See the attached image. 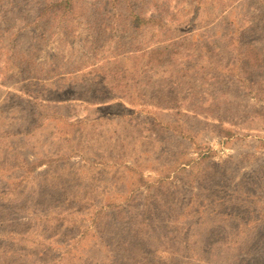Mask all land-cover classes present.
Returning <instances> with one entry per match:
<instances>
[{"label":"rangeland","instance_id":"1","mask_svg":"<svg viewBox=\"0 0 264 264\" xmlns=\"http://www.w3.org/2000/svg\"><path fill=\"white\" fill-rule=\"evenodd\" d=\"M55 1L0 2V264H264V69L243 81L239 48L252 44L264 55V0H131L143 12L168 5L185 40L158 74L140 58L138 68L123 62L134 105H122L113 87L120 75L92 74L83 91L72 72L120 62L116 42L172 51L174 41L152 43L154 31L144 28L133 39L131 19L117 32L104 20L111 0H84L89 22L81 5L68 17L58 8L42 17ZM98 20L107 33L99 49L91 30ZM151 92L175 103L148 107ZM107 110L115 117L103 127L107 138L87 141L90 127L66 126ZM158 119L184 122L188 138ZM116 150L123 165L94 163ZM41 158L55 159L28 168ZM142 174L151 188L135 195Z\"/></svg>","mask_w":264,"mask_h":264},{"label":"trees","instance_id":"2","mask_svg":"<svg viewBox=\"0 0 264 264\" xmlns=\"http://www.w3.org/2000/svg\"><path fill=\"white\" fill-rule=\"evenodd\" d=\"M2 0H0L1 2ZM79 2H81L79 4ZM84 0H58L55 2L50 3L49 5H52L51 9L50 8H45L42 12V17L46 16L48 14V12L50 10H52L53 8H58L62 11L63 15L65 17H68V15H70L71 12H77V10L79 9L80 5H81V16L83 15V18L86 16L90 21V14L89 13V8L87 7V5L83 4ZM128 5V8L133 5L134 8L133 9H129L128 10V16L124 17V13L122 11L123 8H126V6ZM111 8L113 10L114 13H109L107 12L104 16V20L105 19H110L112 23H110V25H117V32L120 31V21L121 20H126V19H131L132 23H131V32H133L131 34V37L133 39H137V32L143 30V28L145 30L148 31H154V34L151 36V38H153V40L151 41L152 43H158L161 41H174V45L175 48L172 51H169L166 48L163 47H154V49H147L146 48V44L142 45V43L140 41L135 42L132 41L130 43V45L125 48L126 46L124 44H121V42H116V51H121L123 50V54H122V58L121 61L118 63H112L110 61L104 60L103 62L100 63H95V64H91L86 66V68L83 70L81 69H77L78 72L83 71L81 73V75H77L76 72H72L74 74H71L72 78L74 79V83H78L83 81V83H81V90L85 91L86 87L84 84L85 82L89 83L90 81V76H92V74H94L93 79H101L103 76H107L106 78L108 80L109 77L113 80L112 77V73L114 72L115 75H120L121 77L117 76V84H114L113 87L119 89L123 95L121 96L123 101H122V105H125L124 103L126 102L129 105H134L137 101V90H135V92L133 94H129L128 91H130V88H133V84H130L128 81L125 83L123 78V75H121V71L120 68L123 66V62L128 60L130 61L131 58L133 59V66H136V68H138L140 65V62L142 64V61L144 60V65L146 66L144 69L148 70V71H156L160 69V67L165 66L168 62H170L177 53L182 52L181 47H185V44H181L183 43L182 40L183 36H177L178 34H180L179 30L175 27V25L173 24L175 22V14L171 12L170 7L164 6L162 7L161 4L157 3L156 6H154L152 9H149L148 11L144 12L142 10H139V7L136 6V4L131 1V0H111ZM98 15V14H95ZM124 17V18H123ZM255 18H253L254 20ZM86 20V18H85ZM87 21V20H86ZM90 24V23H89ZM104 21L102 20H98L97 23H92L91 25V30L94 31V46L99 49V47L97 46L98 44V38L101 40H105L106 37H104L106 33V30L102 29L104 26ZM253 24H250V26H252ZM136 29V30H135ZM134 30V31H133ZM122 31V30H121ZM237 34H239V40L240 42H242V37L241 35L243 34V32L241 31L240 28H238L237 30ZM248 33L251 32V28L246 30ZM229 37L231 38V40L229 41V47H233L234 44L233 42H235V35H229ZM178 38V41H176L175 39ZM191 40V39H190ZM152 45V44H151ZM242 45V46H241ZM239 48H241L240 51V56L243 58L244 62L241 65V73H242V80L243 81H251V74H254L255 72H260L261 70L264 69V55L261 52V50L259 48H257L256 46L252 45V44H247V43H240ZM101 49V48H100ZM128 49V50H127ZM186 50L184 51H189L190 47L188 46V48H184ZM127 51V52H126ZM117 56L114 57H119V55L121 53L116 52ZM140 62H136V60H138ZM89 69V70H88ZM108 69H110L111 73L109 74ZM87 70V71H85ZM122 70V69H121ZM129 70V69H127ZM126 70V71H127ZM124 71V70H123ZM126 73V72H125ZM158 74V73H157ZM129 75L131 76V81L134 80V78H136L137 74L136 73H130ZM154 76H156L154 73L151 74V77L153 78ZM151 80H149L148 85H152L154 82ZM41 78L39 79V81L37 80V82H40ZM104 81V80H103ZM110 82L105 80L104 82V86L102 88L103 89H107L108 85ZM132 83V82H131ZM96 85H99L98 83ZM252 85V84H251ZM254 85V84H253ZM87 86V85H86ZM124 87V88H123ZM90 91V90H89ZM89 91H86L87 93H89ZM97 92V91H96ZM75 95H77L76 93H74ZM93 94V93H91ZM74 95H71L70 98H66L65 101H74L75 98H73ZM95 98V95H93ZM136 98V99H135ZM168 98V99H167ZM173 96H165V95H159V92L157 93V97L154 96V93L151 92V94H147L146 96V103L148 105V107H155V109L157 108H162L163 106H170L173 105L175 102H172ZM120 99V98H119ZM85 101L89 102V103H95V100H93L92 98H86L84 99ZM99 101V100H98ZM100 102V101H99ZM129 112L130 109L127 110L126 114L121 115V118H123L124 120H126L129 116ZM114 114L112 112V110H107L105 113H102L101 115L95 117V118H82L81 120L79 119L78 121H72L69 122L67 121L66 126L72 129H75L76 127H81L82 129H86L88 127H90V130L87 131V135L86 138H89V140L87 141H91V139H96L99 136H105L107 138V135H105L103 127L105 126L106 122L110 121V120H114ZM160 119H158L155 123H157V125L159 127H161L162 129L164 128L166 131L169 129H173L174 128L179 131L180 135H182L183 137L188 138L189 134H187V132L190 131V128L187 126V124L184 125L183 123H177L175 124H165L163 121H159ZM132 121H133V117H132ZM226 136L231 134V131L227 128H223ZM73 131V130H72ZM63 137L66 138H70L73 137V134H71V131L69 132V134L65 135L63 134ZM105 138V139H106ZM105 139L101 140L100 142H104ZM67 140V139H64ZM105 144L108 145L107 142H105ZM113 148V146H111ZM113 151L114 148L112 149ZM117 152H115V154L113 156L108 157L105 155L104 160H96L94 161V163H112L116 166H120L123 165L124 162H122V156L123 153L119 152L118 150H116ZM86 153H89L87 151L84 152L85 155H87ZM78 154V152H73L71 156ZM66 157V159L70 158L69 156L67 157L64 156L62 158H58L59 160H62ZM55 158H41V160H39L38 162H36L35 164H31L30 166H28V168L30 169H39L42 166L48 165L49 163H51V161H54ZM56 159V160H58ZM27 162V160H26ZM128 164H126L127 166ZM136 165V164H135ZM130 169L138 167V166H127ZM138 184H139V188L133 189L131 190V192L133 194H137L138 192H140L144 186H147V189H149L148 187L151 188V185L148 184L147 180L144 178L143 174L142 176H140V178H138ZM157 189L158 188H162L161 185H156ZM113 209H119L121 208V206H117V205H113L112 207ZM102 209L99 211V214L102 213ZM100 217V216H99ZM108 217H111V215L109 214Z\"/></svg>","mask_w":264,"mask_h":264}]
</instances>
